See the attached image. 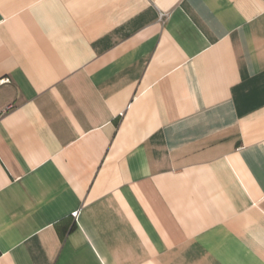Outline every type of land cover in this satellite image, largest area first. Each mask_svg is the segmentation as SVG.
I'll list each match as a JSON object with an SVG mask.
<instances>
[{"label":"crops","instance_id":"obj_1","mask_svg":"<svg viewBox=\"0 0 264 264\" xmlns=\"http://www.w3.org/2000/svg\"><path fill=\"white\" fill-rule=\"evenodd\" d=\"M0 264H264V0H0Z\"/></svg>","mask_w":264,"mask_h":264},{"label":"built area","instance_id":"obj_2","mask_svg":"<svg viewBox=\"0 0 264 264\" xmlns=\"http://www.w3.org/2000/svg\"><path fill=\"white\" fill-rule=\"evenodd\" d=\"M76 214H77V213H76V212H74V213H73V216H76Z\"/></svg>","mask_w":264,"mask_h":264}]
</instances>
